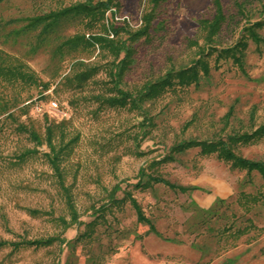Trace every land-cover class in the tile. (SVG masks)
Masks as SVG:
<instances>
[{
	"label": "rangeland",
	"instance_id": "obj_1",
	"mask_svg": "<svg viewBox=\"0 0 264 264\" xmlns=\"http://www.w3.org/2000/svg\"><path fill=\"white\" fill-rule=\"evenodd\" d=\"M69 1L0 0V237L6 238L0 264H264L259 169L201 150L197 142L171 146L182 136L224 134L264 121V22L256 25L260 39L244 26L264 14V0H240L242 8L238 0H221L225 15L210 40L239 47L209 49L203 53L207 68L197 65L196 78L173 74L134 101L131 93L146 79L197 53L207 40L200 17L212 13L213 1L159 0L148 29L137 35L130 29L152 0H112L130 18L115 16L121 26L112 33L106 6L96 16L62 14L48 29L34 20V13ZM89 31L123 38L125 46L115 53L78 35ZM90 65L91 73L79 78ZM114 93L125 100H111ZM48 96L66 111L40 110L36 101ZM50 142L59 145L60 174L47 153ZM233 146L263 156L264 131ZM167 152L172 155L161 157ZM142 165L196 182L200 191L211 189V176L228 187L223 197L203 203L193 186L133 183L139 173L144 177ZM127 190L159 232L137 216Z\"/></svg>",
	"mask_w": 264,
	"mask_h": 264
},
{
	"label": "trees",
	"instance_id": "obj_2",
	"mask_svg": "<svg viewBox=\"0 0 264 264\" xmlns=\"http://www.w3.org/2000/svg\"><path fill=\"white\" fill-rule=\"evenodd\" d=\"M112 0H73L69 1L67 3H63L58 6L49 7L46 10L36 12L33 14L34 20H40L42 19V27L43 28H52L55 21L65 13H68L70 11H83L85 13H88L90 16H96L98 14H101L103 11V8L110 4ZM159 0H152L151 4L148 8H146L142 12L141 16V23L137 25L134 28L130 29L131 35H137L140 32L146 31L151 24V18L154 14L155 10V4ZM213 1V11L210 15H202L200 17L201 25L204 28V34L207 40H205L202 45L197 49V53L194 54L191 59L187 62H182L176 66L170 65L168 68H166L162 73L158 74L154 78H148L146 79L143 88H140L138 92L131 93V99L134 101V98H137L138 96H141L143 93H153L158 89L160 86L163 85L164 82H167L171 80L172 75L175 74L176 77L180 80H190L192 78H196L198 76V67L197 65H202L204 69L207 68V62L206 58L203 56V53L208 51L209 49L216 47L218 51H220L221 48H224L226 50L233 51V46L239 47V44L236 42L228 43L222 46L216 45L213 41H211V35L212 33L217 29L221 19L224 17L225 12L223 8V4L221 0H212ZM237 6L242 8V2L240 0L237 1ZM33 21V20H32ZM110 26L113 29V31H116L120 26L121 22L119 20H115L114 18L110 19ZM264 22V14H261L259 16L249 18L248 22L244 23V26L249 30L251 35L255 37L256 39H260L262 36L261 33L256 28V25L261 24ZM79 36H82L89 41L93 40H100L103 41V43H107L111 48L114 50L115 53H118L119 49L124 47V40L120 37H114L111 35H108L107 32L102 31H89L87 34H84L83 32H79ZM195 40V39H194ZM239 41H243V39L238 38ZM196 41V40H195ZM237 56V54H235ZM124 62V55L120 57V60L118 61V67L121 66V64ZM88 67V66H87ZM94 66L90 65L88 67V70L84 68L82 70V73L79 75V78L85 77L89 75L92 71V68ZM119 69V68H118ZM22 71V70H21ZM121 93H126L123 89H120ZM119 94H111L110 99L111 100H117L122 101L125 100L123 98V95ZM126 94H124L125 96ZM29 131H31L34 135H37V130L34 126L28 127ZM51 127L50 124L46 123V132H50ZM264 131V121L258 122L255 126H253L251 129L247 128H241V129H232L224 134H215L212 136H182L179 138H176L172 141L171 146L172 148H182L185 145H188L190 143H199V148L201 150H211L215 149V152L223 157L229 158L231 162L233 163H239L241 165H244L246 169H250L252 167H256L259 169V171L262 174V178L264 179V155L263 156H255V155H249L245 154L243 152H240L239 150L235 149L233 146L234 141L237 140H244L248 139L250 137H254L255 135L261 133ZM49 138V135H48ZM50 140V138H49ZM50 146L52 148V151H48L47 153L49 155V158L58 174L61 173L60 167L58 165L57 157H58V146H54L52 142H50ZM172 155L170 152H167L166 154L162 155L161 157ZM140 172L144 173V177L142 175L137 176V178L133 181V183L138 185H144L147 183H151L154 180H162L164 182H167L171 186H178L180 188H185L188 186H194L198 185L196 182H190V183H183L176 181L174 179H171L170 177L164 175L163 173L159 171L150 170L149 168H144L142 165L140 168ZM67 201L72 209V213L75 214L74 210V204L73 201L70 198V193L66 189L65 190ZM126 194L128 195L129 199L133 203L136 209L137 216L140 218H143L148 221V225L150 228L155 229L159 232V229L156 227L155 223L151 219V217L144 212L142 209L140 202L137 200L135 195L130 191L127 190ZM217 198L223 197L221 194L216 195ZM49 235L47 236H31L24 238L25 240H32V241H40L47 239ZM6 240L4 237H0V242ZM18 240L12 239L11 242L16 243Z\"/></svg>",
	"mask_w": 264,
	"mask_h": 264
},
{
	"label": "built area",
	"instance_id": "obj_3",
	"mask_svg": "<svg viewBox=\"0 0 264 264\" xmlns=\"http://www.w3.org/2000/svg\"><path fill=\"white\" fill-rule=\"evenodd\" d=\"M106 7H108L110 9V11H106L105 12V21L106 23H108L109 21V18H114L115 16L119 17L120 15H122V18H126L128 19L129 18V15H128V12L127 11H119L116 9V7L113 5V4H108ZM115 19V18H114ZM130 19V18H129ZM108 29H109V32L112 33L113 32V29L111 28V26H108ZM36 106L40 109V110H45V109H48V108H53V109H56L58 111H61V112H65V107L62 106L56 97L54 96H48V97H43V98H39L37 101H36Z\"/></svg>",
	"mask_w": 264,
	"mask_h": 264
},
{
	"label": "crops",
	"instance_id": "obj_4",
	"mask_svg": "<svg viewBox=\"0 0 264 264\" xmlns=\"http://www.w3.org/2000/svg\"><path fill=\"white\" fill-rule=\"evenodd\" d=\"M210 181V190L200 191L198 186H193V195L196 199L203 203L209 202L214 197V195L223 193L228 187L227 183L219 177L211 176Z\"/></svg>",
	"mask_w": 264,
	"mask_h": 264
}]
</instances>
